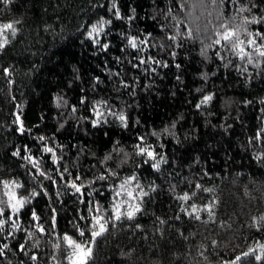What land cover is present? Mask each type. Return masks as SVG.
Here are the masks:
<instances>
[{
    "label": "trees",
    "instance_id": "1",
    "mask_svg": "<svg viewBox=\"0 0 264 264\" xmlns=\"http://www.w3.org/2000/svg\"><path fill=\"white\" fill-rule=\"evenodd\" d=\"M114 2L121 20L115 19V9L109 11L113 0H13L0 12V23L21 22L16 36L9 34L10 42L0 49V200H7L3 181L22 185L17 194L31 200L19 216L20 230L13 231L9 222L0 232V247L8 245L0 264H66L62 236L76 233L73 223L84 227L85 221L77 217L86 209L65 181L79 174L87 183L107 169L119 177L93 185L103 192L96 200L105 208L112 202L109 185L133 174L138 178L133 187L140 185L136 192L142 189L148 195L136 201L143 211L133 220L109 224L90 264H229L250 248H256L255 254L242 256L237 264H264L257 247L264 244V221L259 219L264 216V140L253 139L264 127V57L253 52V63L248 64L223 42L206 47L224 31L222 25L233 27L244 17L264 15V0ZM252 3L257 7L250 12L238 11ZM100 18L113 21L106 25L108 35L100 37L110 45L107 51L86 39V30ZM247 28L264 32V24ZM171 36L176 39H168ZM128 37L148 43L140 45L143 51L133 50ZM246 51L252 49L246 46ZM142 58L168 67H133ZM204 95L213 99L197 109ZM100 100H107L112 111H123L129 127L108 115L107 124L93 128L90 108ZM41 135L45 141L38 139ZM138 136L153 145L156 161L145 164L144 157L134 155ZM117 141L116 147L123 149L119 155L113 151ZM45 145L55 149L57 162L43 152ZM17 151L20 155L14 156ZM108 154L112 159L105 161ZM27 155L38 160L39 171L51 179L22 158ZM125 159L127 163H121ZM157 162L158 170L151 166ZM64 167L73 175L65 173L61 180ZM195 183L214 191L196 190ZM33 190L40 194L31 197ZM192 191L197 196L187 203L177 199ZM213 202L212 215L201 210L199 220L180 211L184 207L191 212L193 203L203 209ZM32 208L40 216L38 222L30 219ZM37 224L45 232H38ZM255 255L262 259L256 261Z\"/></svg>",
    "mask_w": 264,
    "mask_h": 264
},
{
    "label": "snow or ice",
    "instance_id": "2",
    "mask_svg": "<svg viewBox=\"0 0 264 264\" xmlns=\"http://www.w3.org/2000/svg\"><path fill=\"white\" fill-rule=\"evenodd\" d=\"M13 0H0V12H3L4 9H6ZM216 0H213V3H215ZM247 2V0H246ZM257 7L255 3H252L251 7H244L241 6L238 11L243 12H250L252 8ZM114 11V16L116 20H121L123 17L121 16V13L119 11V8L116 6L114 0L112 4V8L109 9V11ZM131 19V18H129ZM235 19V18H233ZM21 23L20 21H13V22H6V23H0V49H3L10 41H9V34L11 37H15L17 34V27L16 25ZM113 21L111 19H104L100 18L96 23H93L90 26V29L86 30V39L92 43L93 46H99L102 50L107 51L110 47L108 43H102L101 42V35L107 36L108 32L106 31V25H111ZM261 25L264 24V15H262L259 19H257L255 16H253L251 19L248 17H244L240 24H237L233 27H229L227 25H222L224 27V31L217 32L216 36L217 38L212 41V44L207 45L206 47H212V45H221L223 42V46L225 48H229L231 52H233L240 60L247 59L248 64L253 63V52L258 57H264V32L260 30H256L255 32L249 31L247 28V25ZM245 37L244 39L241 38V35ZM188 36H192L191 30L188 32ZM170 40H175V36L168 37ZM259 41V42H258ZM147 40L145 39H139L137 37H128L127 38V46L130 47L133 50L137 51H143V48L140 47V45H147ZM246 46L248 48L252 49V52L246 51ZM123 50V49H122ZM202 55L206 54V48L202 50ZM173 56H175V52L172 53ZM219 55V53H217ZM119 59V58H117ZM150 63H155L157 65H161L163 67H168L167 63H163L159 60H153L152 58H149L148 60L140 59L138 64H134L133 67H139L140 65H148ZM177 68L180 67L179 64L175 65ZM259 67V64L256 65ZM148 69L146 68L145 71ZM6 75H10L9 69L3 70ZM151 71H155V69H151ZM244 71H247L245 68ZM98 79V78H97ZM179 79V77H177ZM125 87H128L127 84L124 85ZM196 91H201L200 89H197ZM213 99L212 95H204L202 99L195 105L197 109H200L202 106L207 105L211 100ZM86 102V97H82L80 100L81 104H84ZM250 103V102H248ZM261 103L264 104V100H261ZM106 110V111H105ZM76 108H72V112H75ZM264 111V109H262ZM90 112L93 115V119L90 121L91 126L93 128H98L102 124H107L108 119L107 116L111 115L115 118V120H118L120 123V126L123 128L129 127V119L124 114L123 111L117 113L115 111H112L111 108L108 107V101L107 100H100L93 102ZM87 119V118H86ZM16 122L19 125V132L23 134L25 132V128L23 125V121L20 119V116L17 115ZM63 127V125H61ZM30 131V130H29ZM165 132H168V129H164ZM107 135V133H105ZM152 136H157L158 134L156 132L151 133ZM40 141H45L46 137L41 135L38 138ZM138 143H136L134 147V155L144 157L143 163L147 164L150 161H156L157 160V152L152 144L145 142V136H138ZM254 140H264V127H262L253 138ZM119 142L117 141L116 144L113 147V151L116 152L117 155H119L121 152H123L122 148H117L116 145H118ZM27 150V149H25ZM44 153H50L51 158L53 162L58 161V157L56 155V151L53 147H49L45 145L43 147ZM14 156H19L20 152H14ZM129 154L124 153V156L127 157ZM23 159L27 160L34 168H36L39 171L40 168V162L36 159H34L31 155H27L22 157ZM258 160L260 157H256ZM112 159V155L108 154L105 156L104 160H110ZM163 159V157H161ZM121 163H127V160L121 161ZM155 169H159V162L153 163L151 165ZM65 173H67L69 176H72L73 174L69 171L68 167H64L63 171L59 172V176L61 180L65 179ZM40 176H44L45 178L51 179L50 177H47L46 174L43 171H39ZM109 177H119V173L112 170L107 169L105 173H101L100 175H97L93 180L88 181L87 183L84 182L83 178L76 174L74 179L71 181H65V187L71 190H74L73 194H79V203L85 205L86 214H79L77 219L79 221H85L84 227L81 228L79 223H73V228L76 229V233L73 235H69L65 233L62 236V243L66 246L63 249L64 257L63 259L66 261V264H90V262L94 258V248L99 240V238L104 237L106 233L109 231V224L112 223L113 227L115 226V221H121L122 219L126 220H133L137 214L141 213L143 211L141 204L136 202L137 200H141L143 196H147L148 193L144 192L142 189L140 192H136V188H139L140 185L137 183L135 185V188L133 187V182L137 181V176L135 174L131 176H127L123 178L121 182H119L118 185H109V188L111 190L112 195V202L110 204L109 208H105L104 205L100 204L99 201L96 200L97 196H102L103 192L100 188L93 187L97 182H106L109 180ZM79 181V183H77ZM53 184L56 183L55 180L52 181ZM3 187L6 190L4 192V195L7 197V200H0V232H3L5 229V225L9 224L11 222V229L13 231L20 230V223L18 222L19 216L22 212H24L26 205L31 203V200L27 196H21L17 194L16 189L22 187L19 183L16 181H3ZM194 189L199 190L201 192L211 193L214 190L212 188H205L200 183H195L193 185ZM86 189H91L90 191H85ZM152 191H155V189H152ZM40 193L33 190L31 192V197H36ZM47 195V192L44 193ZM87 197V199H84V197ZM197 196V191H192L190 194L188 192H185L183 195L178 196L177 199L180 201H183L187 203L188 201L192 200L194 197ZM123 197V199H122ZM214 206V202L210 204H206L203 206V209H201L199 206H197L195 203L191 204V212H188V210L184 207H181V212H187L188 215L193 216L196 220L200 219L199 212L201 210L207 211L209 215H212V209ZM13 217H16L17 219H13ZM179 218V217H177ZM30 219L32 221H39L40 216L37 214L35 208H32L30 210ZM261 221H264V216L259 218ZM72 223V221H70ZM163 223V221H161ZM56 224V210L52 209V227L54 228ZM256 224V220L254 219V225ZM136 227H139L137 225ZM36 230L40 233L45 232V228L42 224L36 225ZM259 230V228H258ZM77 234L79 238L84 239H78ZM11 235V233H9ZM33 234L31 232L28 233V237L31 238ZM57 249L61 248V244L57 243L55 245ZM257 247L260 249L262 253H264V244H258ZM8 248L7 244H3L2 247H0V256L4 255V250ZM20 251H25V245L20 244L19 245ZM256 248H250L248 251L244 252L242 256L244 258L249 257L250 255L255 254ZM25 254H27L25 252ZM241 255H237L235 257V260L230 261L229 264H237V262H240L242 260ZM33 261L37 260L36 255H32L30 257ZM256 261H260L262 259L261 255H255L254 256ZM56 258L53 257V260Z\"/></svg>",
    "mask_w": 264,
    "mask_h": 264
}]
</instances>
